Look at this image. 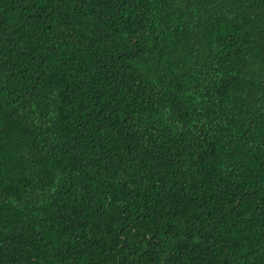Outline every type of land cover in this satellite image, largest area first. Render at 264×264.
<instances>
[{
    "label": "trees",
    "instance_id": "16d2710c",
    "mask_svg": "<svg viewBox=\"0 0 264 264\" xmlns=\"http://www.w3.org/2000/svg\"><path fill=\"white\" fill-rule=\"evenodd\" d=\"M0 264H264V0H0Z\"/></svg>",
    "mask_w": 264,
    "mask_h": 264
}]
</instances>
